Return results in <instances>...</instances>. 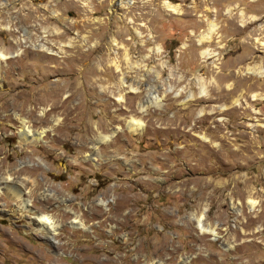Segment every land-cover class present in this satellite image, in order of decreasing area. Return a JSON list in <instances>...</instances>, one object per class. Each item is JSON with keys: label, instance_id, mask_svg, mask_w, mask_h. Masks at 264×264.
Segmentation results:
<instances>
[{"label": "rangeland", "instance_id": "rangeland-1", "mask_svg": "<svg viewBox=\"0 0 264 264\" xmlns=\"http://www.w3.org/2000/svg\"><path fill=\"white\" fill-rule=\"evenodd\" d=\"M168 1L0 0V264H264V0Z\"/></svg>", "mask_w": 264, "mask_h": 264}, {"label": "bare ground", "instance_id": "bare-ground-1", "mask_svg": "<svg viewBox=\"0 0 264 264\" xmlns=\"http://www.w3.org/2000/svg\"><path fill=\"white\" fill-rule=\"evenodd\" d=\"M163 6L165 7L166 10L171 11L173 13L179 12V6L176 4L171 3L168 0H163ZM217 30V25L214 21L209 22V29L207 32H202L199 35L198 41L199 44L203 41H206L211 38L212 34L215 33ZM202 54L205 56H209L208 51H203ZM7 55L4 53L3 50L0 49V58L5 59ZM249 73H258L260 75L264 74V70H257V68H248ZM201 95L205 93V89L202 88L200 91ZM256 94L253 95L255 97ZM157 96H153V99H151V104H156L159 105V100L157 101ZM236 103H238V100H236ZM146 106L141 104V109L144 110ZM43 114V112H42ZM131 126L133 127L134 130L138 129L139 127H142V122L140 120H136L132 118L130 121ZM21 135L23 137H28L30 136L31 140H38L43 136L44 130L42 131H37L34 130L27 122L25 119L21 120ZM7 173V172H6ZM29 181L31 185L33 184L32 180L29 179L28 177L24 178V181ZM24 181L17 180L15 179L11 173H8L4 176L0 177V194L5 191L9 195V198L11 200H14L16 202V206L21 211L22 216H27V221H29L30 225L34 227V230H38L42 232L46 237L54 238V236L57 234V230L59 228V223L57 220H55L49 213L47 212H36L33 211L32 206L33 204L31 203V198L30 194L32 193V189L28 188L24 185ZM50 194V193H49ZM48 196V194H42L43 197ZM1 197V196H0ZM251 208H254L256 206V201L253 199L249 200ZM6 212L5 208L1 209L0 211ZM201 218L199 219V221ZM73 221V220H72ZM79 221V226H83V223L75 218L74 222ZM213 231V229H212Z\"/></svg>", "mask_w": 264, "mask_h": 264}, {"label": "water", "instance_id": "water-1", "mask_svg": "<svg viewBox=\"0 0 264 264\" xmlns=\"http://www.w3.org/2000/svg\"><path fill=\"white\" fill-rule=\"evenodd\" d=\"M117 4V3H116Z\"/></svg>", "mask_w": 264, "mask_h": 264}]
</instances>
